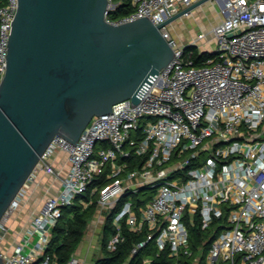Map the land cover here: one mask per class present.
<instances>
[{
  "label": "built area",
  "instance_id": "built-area-1",
  "mask_svg": "<svg viewBox=\"0 0 264 264\" xmlns=\"http://www.w3.org/2000/svg\"><path fill=\"white\" fill-rule=\"evenodd\" d=\"M197 1L108 0L105 18L116 25L147 17L159 25ZM210 1L219 7L218 20L190 41L175 38L169 24L159 28L174 57L148 78L138 102L126 99L94 116L76 143L53 137L0 221V243L8 231L4 218L39 173L54 179L57 191L12 252L0 250L3 264H57L45 249L63 208L95 203L103 222L122 198L108 251L124 241V221L129 231L145 234L130 257L153 242L156 255L167 250L173 264L180 258L264 264V0ZM122 4L128 11L113 14ZM17 8L18 0H0V80ZM194 50L212 57L197 65ZM57 152L65 155V171L52 162ZM98 179L104 182L95 184ZM195 225L208 231L196 250L189 233ZM65 264L81 261L72 255Z\"/></svg>",
  "mask_w": 264,
  "mask_h": 264
},
{
  "label": "water",
  "instance_id": "water-1",
  "mask_svg": "<svg viewBox=\"0 0 264 264\" xmlns=\"http://www.w3.org/2000/svg\"><path fill=\"white\" fill-rule=\"evenodd\" d=\"M207 1L114 25L108 0H18L0 80V221L53 137L76 143L94 116L138 102L174 57L159 28Z\"/></svg>",
  "mask_w": 264,
  "mask_h": 264
},
{
  "label": "trees",
  "instance_id": "trees-1",
  "mask_svg": "<svg viewBox=\"0 0 264 264\" xmlns=\"http://www.w3.org/2000/svg\"><path fill=\"white\" fill-rule=\"evenodd\" d=\"M125 7V4L117 6L113 14H125L128 11V7ZM210 57H212V54L206 51L198 53L194 50V54L192 55L197 65ZM103 182V179H98L95 184ZM124 200L125 198H122L114 209L105 211L101 239V255L95 259L94 264H126L127 260V264H143V259L145 258H151L150 264H173L174 259L169 257L167 250L156 255V248L153 242H149L141 248L136 255L130 257L131 248L135 243L144 239L145 234L144 232L133 233L129 231L124 221H122V235L124 241L119 243L114 251H108L106 249L109 238L115 233L112 217L116 211L120 209ZM96 210L97 206L95 203L83 208L78 202H75L73 205L63 208L62 217L52 228L50 240L45 249V253L50 256L52 262L65 264L69 260L81 242L87 225L94 216ZM189 233L192 248L196 250V247L201 244L203 236L205 237L206 235L203 234L204 231H202L198 225L189 227ZM207 246L208 243L204 244L203 251L207 249ZM179 264H189V260L180 258ZM200 264H202L201 261Z\"/></svg>",
  "mask_w": 264,
  "mask_h": 264
},
{
  "label": "crops",
  "instance_id": "crops-1",
  "mask_svg": "<svg viewBox=\"0 0 264 264\" xmlns=\"http://www.w3.org/2000/svg\"><path fill=\"white\" fill-rule=\"evenodd\" d=\"M52 162L62 171L68 168L65 155L61 152H57L52 157ZM42 175L45 174L39 173L36 180L29 184L19 207L4 218V222L8 228L6 236L10 238V244L6 248L4 247L6 241L0 243V250L4 253L9 254L12 252L13 247L29 226L30 221L40 211L46 198L57 191L58 183L48 175L47 181L42 182L40 181ZM102 229L103 222L98 220V213L96 210L94 216L87 225L81 242L73 254L81 261V264H94L95 259L101 255ZM97 242H100V252L98 255H96V250H98ZM127 263L128 260L126 261V264Z\"/></svg>",
  "mask_w": 264,
  "mask_h": 264
},
{
  "label": "rangeland",
  "instance_id": "rangeland-1",
  "mask_svg": "<svg viewBox=\"0 0 264 264\" xmlns=\"http://www.w3.org/2000/svg\"><path fill=\"white\" fill-rule=\"evenodd\" d=\"M219 7L215 1H207L204 4L191 10L189 17H181L169 24L170 30L175 38L180 42H188L193 37L197 36L200 29H208L213 23L218 20L217 11ZM202 47L201 44H199ZM47 175H42L40 181L46 182ZM206 236L202 238V241L206 239L208 232L204 231ZM6 241L5 248L10 244V238L4 237L3 242ZM8 242V243H7ZM98 250L96 255L100 252V242H97Z\"/></svg>",
  "mask_w": 264,
  "mask_h": 264
}]
</instances>
